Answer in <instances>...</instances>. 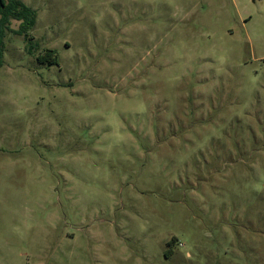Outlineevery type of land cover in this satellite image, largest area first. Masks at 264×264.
Wrapping results in <instances>:
<instances>
[{
	"label": "rangeland",
	"instance_id": "rangeland-1",
	"mask_svg": "<svg viewBox=\"0 0 264 264\" xmlns=\"http://www.w3.org/2000/svg\"><path fill=\"white\" fill-rule=\"evenodd\" d=\"M21 1L0 264H264V0Z\"/></svg>",
	"mask_w": 264,
	"mask_h": 264
},
{
	"label": "trees",
	"instance_id": "trees-1",
	"mask_svg": "<svg viewBox=\"0 0 264 264\" xmlns=\"http://www.w3.org/2000/svg\"><path fill=\"white\" fill-rule=\"evenodd\" d=\"M35 20L36 12L27 7L21 0H0V68L4 64V39L6 31H11V22L20 23L19 29L15 31L17 35H23L33 40L30 33L35 25ZM46 58H50V65L58 62L55 51H48Z\"/></svg>",
	"mask_w": 264,
	"mask_h": 264
}]
</instances>
